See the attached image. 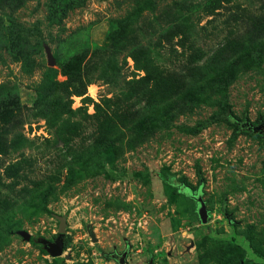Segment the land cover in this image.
Masks as SVG:
<instances>
[{
	"label": "rangeland",
	"instance_id": "1",
	"mask_svg": "<svg viewBox=\"0 0 264 264\" xmlns=\"http://www.w3.org/2000/svg\"><path fill=\"white\" fill-rule=\"evenodd\" d=\"M258 18L264 0H0V264H264ZM144 54L168 100L136 82ZM108 100L131 120L114 140L97 131Z\"/></svg>",
	"mask_w": 264,
	"mask_h": 264
},
{
	"label": "trees",
	"instance_id": "2",
	"mask_svg": "<svg viewBox=\"0 0 264 264\" xmlns=\"http://www.w3.org/2000/svg\"><path fill=\"white\" fill-rule=\"evenodd\" d=\"M257 20V19H256ZM264 21L263 20H259L258 18V25L257 27H261L263 26ZM134 62L135 64L140 67L141 69L144 70L145 74L139 78L136 82H140V81H147V82H155L156 80H154V75L155 73H157L158 71H155L156 68H154L152 66L151 61H149L148 59V55L144 54L143 58L141 57H134ZM51 69V68H49ZM193 74V73H191ZM159 75H162V73H159ZM146 82V83H147ZM174 81L172 79H168V83L160 85L157 84V81L155 83V85L157 84L156 87H154V90L150 93V100L154 101L156 103H160L162 101L168 100L169 98H171V96L174 95V86H170ZM146 87V85H144L142 87V91H143V95L144 94V88ZM148 91V90H147ZM146 94H149L146 93ZM109 101V100H108ZM110 106H112L113 108H111L112 110H103L101 109L99 106L96 107V113L98 115V120L100 122V125L98 126V133H99V137H104L105 139H113L118 138L119 134H123V131H120L123 127L127 128L128 124L130 123L131 120H128L127 118L122 116V113L119 114L118 110L120 109V107L117 104H114L115 102L109 101ZM109 106V105H108ZM2 107H6L3 106ZM77 110H80V108H78ZM12 118V116H11ZM10 118V119H11ZM244 126V124H242V127ZM2 129V128H0ZM257 129V128H256ZM258 129H260V127H258ZM9 131V128L6 130V132ZM2 132H0L1 134ZM34 165V161L32 158L30 157H25V158H21L17 161H15L12 164H9L6 169H5V173L8 177H12L13 181H22V180H27L30 181V174L32 175V173L34 172L32 166ZM56 173L59 174V170L57 168ZM51 174H49L47 177H45L47 179V181L50 183H53L56 181V179L53 176H50ZM199 177L202 178V176L199 174ZM58 181V180H57ZM162 181L164 184H166L167 186H171L174 188L175 191L180 192V187H184V188H188L191 190H195L196 187L193 186L192 184H189L187 182L184 181V179H180V180H172V181H168L166 180V178L164 176H162ZM42 182L39 179H33L31 180V184H33L34 186V191H37V185ZM52 188V187H51ZM21 193H25L26 188L24 189H20ZM19 190V191H20ZM181 193V192H180ZM49 195L48 191L46 190L45 196Z\"/></svg>",
	"mask_w": 264,
	"mask_h": 264
},
{
	"label": "water",
	"instance_id": "3",
	"mask_svg": "<svg viewBox=\"0 0 264 264\" xmlns=\"http://www.w3.org/2000/svg\"><path fill=\"white\" fill-rule=\"evenodd\" d=\"M52 64V62L50 63ZM264 129V126L261 127ZM197 201L199 203V209H198V214L200 217V220L202 222H206L207 220V211L205 209L204 203L200 198H197ZM59 224H58V229H57V236L54 241H49L46 239H41V243L43 244L44 248L48 251V253L52 257H57L59 256L62 251H63V239H64V228H65V218L63 216H57ZM26 238H28V234H24ZM91 238L92 240H95L93 234L91 233ZM125 252L114 255V259L119 263L122 264L125 259Z\"/></svg>",
	"mask_w": 264,
	"mask_h": 264
},
{
	"label": "bare ground",
	"instance_id": "4",
	"mask_svg": "<svg viewBox=\"0 0 264 264\" xmlns=\"http://www.w3.org/2000/svg\"><path fill=\"white\" fill-rule=\"evenodd\" d=\"M91 92V91H90Z\"/></svg>",
	"mask_w": 264,
	"mask_h": 264
}]
</instances>
